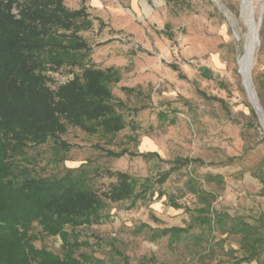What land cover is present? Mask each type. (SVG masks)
<instances>
[{"label":"rangeland","instance_id":"rangeland-1","mask_svg":"<svg viewBox=\"0 0 264 264\" xmlns=\"http://www.w3.org/2000/svg\"><path fill=\"white\" fill-rule=\"evenodd\" d=\"M65 4L76 9L83 0ZM86 5L94 24L81 33L93 47L91 62L119 69L121 80L110 86L115 101L125 104L116 108L129 124L113 138L69 125L62 138L71 145L70 159L60 167L89 161L101 171L123 170L154 180L177 156L201 158L204 164L189 168L203 187L217 191L214 207L255 222L264 213V184L257 174L264 170V0H86ZM49 73L59 82L70 77L61 70ZM96 143L115 151H156L160 158L110 157ZM52 147V141L43 145L47 156ZM55 169L49 164L45 172ZM188 173L182 168L156 187L194 206L195 195L185 186ZM209 173L221 174L223 182H208L204 178ZM94 177L100 190L116 180L105 174ZM129 203H112L110 220L84 226L82 237L92 244L80 251L95 255L99 264H125L123 255L130 264H154L150 257L157 264L193 260L199 249L193 242L171 246L168 236L151 239L157 228L186 225L190 216L184 207H173L158 192L135 208H128ZM44 242L56 251L62 240L57 235ZM229 246L238 247L233 236L224 243L225 249ZM217 249L216 260L228 259L229 254Z\"/></svg>","mask_w":264,"mask_h":264},{"label":"trees","instance_id":"trees-1","mask_svg":"<svg viewBox=\"0 0 264 264\" xmlns=\"http://www.w3.org/2000/svg\"><path fill=\"white\" fill-rule=\"evenodd\" d=\"M93 24L86 0L76 9L65 0H0V264H99L95 255L80 251L92 244L82 237V228L110 220L112 203L129 201L131 209L156 192L158 197L167 195L173 207H184L190 219L184 226L155 229L152 240L168 236L171 246L183 240L193 242L199 249L189 264H264V213L251 222L216 209L217 191L203 187L198 174L189 168L191 163L204 164L201 158L177 156L154 180L123 170L101 171L89 161L60 167L70 159L71 145L62 138L69 125L113 138L129 124L117 110L121 101H115L110 86L121 80L119 69H103L91 62L93 47L81 31ZM173 66L178 69L177 64ZM59 70L72 77L59 82L49 73ZM161 115L167 117L166 112ZM51 141L52 152L47 156L42 147ZM95 146L115 158L125 154L160 158L156 151ZM44 159L46 164H41ZM49 164L56 169L46 173ZM185 167L189 171L185 186L195 195L194 206L180 203L174 193L156 187ZM100 174L116 180L100 190L94 182V176ZM257 174L264 184V170ZM204 179L223 182L221 174L209 173ZM215 232L221 237L216 239ZM57 235L62 243L54 251L44 240ZM231 236L238 247L225 249ZM217 247L230 255L228 259L216 260ZM123 259L130 264L126 255ZM148 260L157 264L154 257Z\"/></svg>","mask_w":264,"mask_h":264},{"label":"water","instance_id":"water-1","mask_svg":"<svg viewBox=\"0 0 264 264\" xmlns=\"http://www.w3.org/2000/svg\"><path fill=\"white\" fill-rule=\"evenodd\" d=\"M259 27L260 25H258V28L256 30V40L258 41V30H259ZM245 77V76H244ZM246 78V77H245ZM248 78L250 79V72H249V75H248ZM250 81V80H249Z\"/></svg>","mask_w":264,"mask_h":264},{"label":"built area","instance_id":"built-area-1","mask_svg":"<svg viewBox=\"0 0 264 264\" xmlns=\"http://www.w3.org/2000/svg\"><path fill=\"white\" fill-rule=\"evenodd\" d=\"M70 77H72V75H70ZM66 81V79L65 80H63L62 82H65Z\"/></svg>","mask_w":264,"mask_h":264}]
</instances>
